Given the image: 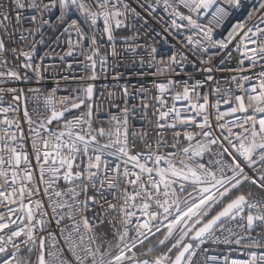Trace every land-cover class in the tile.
Segmentation results:
<instances>
[{"label":"snow or ice","instance_id":"snow-or-ice-1","mask_svg":"<svg viewBox=\"0 0 264 264\" xmlns=\"http://www.w3.org/2000/svg\"><path fill=\"white\" fill-rule=\"evenodd\" d=\"M0 264H264V0H0Z\"/></svg>","mask_w":264,"mask_h":264},{"label":"built area","instance_id":"built-area-1","mask_svg":"<svg viewBox=\"0 0 264 264\" xmlns=\"http://www.w3.org/2000/svg\"><path fill=\"white\" fill-rule=\"evenodd\" d=\"M135 82V81H133ZM49 84H51L52 86H55L54 82L52 80H49L48 81ZM110 83V80H107V79H103L101 78L99 81H98V86L99 85H104V84H109Z\"/></svg>","mask_w":264,"mask_h":264}]
</instances>
